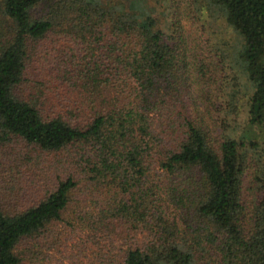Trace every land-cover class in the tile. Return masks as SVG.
Here are the masks:
<instances>
[{
    "label": "trees",
    "instance_id": "trees-1",
    "mask_svg": "<svg viewBox=\"0 0 264 264\" xmlns=\"http://www.w3.org/2000/svg\"><path fill=\"white\" fill-rule=\"evenodd\" d=\"M126 1L0 0V144L56 161L13 206L0 181V264L80 198L119 264H264V0H205L240 37L247 86L227 77L222 104L224 53L191 46L192 9Z\"/></svg>",
    "mask_w": 264,
    "mask_h": 264
},
{
    "label": "rangeland",
    "instance_id": "rangeland-1",
    "mask_svg": "<svg viewBox=\"0 0 264 264\" xmlns=\"http://www.w3.org/2000/svg\"><path fill=\"white\" fill-rule=\"evenodd\" d=\"M130 1L125 2L128 7L132 5ZM181 2L187 5V12L192 9L188 13L189 17L186 16L184 20L186 35L192 40L191 46L198 38L202 42L206 41L213 53L215 49L224 53L223 63L226 67L221 73L224 87L222 85V89L220 88L219 95L222 104L231 92V81H226L227 77L235 76L236 83L241 84L244 90L247 86L236 56L240 37L227 25L223 13L205 0H189L190 4H187L188 0ZM181 5L184 7L182 3ZM30 71L34 79L44 80L36 62H32ZM55 163V157L39 150H19V146L14 144H0V181L5 204L13 206L22 199H27L32 190L40 191L45 182L43 176L50 174ZM12 183L15 188L10 191ZM247 186L248 183L245 182L244 187ZM89 206L88 200L84 202L80 198L65 211V220L51 225V231L48 230L39 239H29L21 244L19 250L24 258L23 264H119L125 242L119 237L108 241L96 240L95 234L77 219V215L82 214L83 209H89ZM100 256H105L106 259L103 258L102 261Z\"/></svg>",
    "mask_w": 264,
    "mask_h": 264
}]
</instances>
